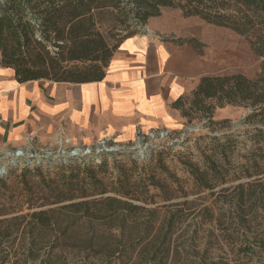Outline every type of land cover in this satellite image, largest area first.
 <instances>
[{
  "label": "rangeland",
  "instance_id": "rangeland-1",
  "mask_svg": "<svg viewBox=\"0 0 264 264\" xmlns=\"http://www.w3.org/2000/svg\"><path fill=\"white\" fill-rule=\"evenodd\" d=\"M143 32L151 43L168 50L170 62L186 68L185 99H189L198 79L203 76L239 74L255 78L264 59L255 53L246 36L198 16H184L177 8H162L158 16L147 20ZM211 104L210 115L193 112L191 117H185L179 110L180 116L175 114L174 121H160L156 127L132 134L107 135L92 142L64 141L32 144L18 150L0 149V167H3L0 176L9 177L6 186H0V264H39L40 259L36 257H28L23 263L30 241L28 231L32 220L29 214L32 211L55 210L58 225L62 227L70 223L65 220L68 210L64 206L106 196H116L144 208L127 216L126 232L136 231L148 221H152L155 232L171 213L174 214L168 233L169 256L163 259L167 264H183L186 261L183 251L188 249H192L190 256L200 258L202 255L208 264L210 261L215 264H264V148L257 147L264 142L255 144V139L248 136L256 127L264 130V124L257 122L261 121L259 117L251 118L250 106ZM214 136L222 141L229 136L233 143L226 145L228 162L226 171L222 170L225 175L207 188L194 182L185 162L201 167L203 153L210 152V138ZM74 150H78L77 155L70 156ZM151 154L154 159L150 164L143 161ZM159 156L160 165L156 162ZM103 160L105 165L101 171H105L106 182L115 181L122 167L129 178L153 173L163 188L149 185L145 192H139L138 199L107 191L56 202L53 195L45 200L46 190L34 184L30 190L23 186V175L30 181L47 176L54 178L60 172L68 176L70 170L61 169V164L76 161L81 166L85 163L95 167ZM143 163L146 165L144 172L141 171ZM36 167L40 169V176L25 172ZM130 193L136 194L134 190ZM148 210H153L152 216ZM77 222L74 236H85L88 222L85 218ZM49 233L53 232L36 239L39 245L35 253L38 255L48 252V244L53 239ZM148 240L135 239L134 255ZM53 253L61 264L83 262L78 248L68 246L67 242L60 244Z\"/></svg>",
  "mask_w": 264,
  "mask_h": 264
},
{
  "label": "trees",
  "instance_id": "trees-1",
  "mask_svg": "<svg viewBox=\"0 0 264 264\" xmlns=\"http://www.w3.org/2000/svg\"><path fill=\"white\" fill-rule=\"evenodd\" d=\"M162 8H177L184 16H198L208 23L232 29L246 36L255 53L264 58V0H0V64L11 68L18 82L45 79L83 83L101 80L118 45L126 38L143 33L147 20L158 16ZM184 99L176 100L173 107L185 117H191L193 112L210 115L213 109L211 102H215L219 106H250L251 118L259 117L261 121L257 122L264 124V59L255 78L239 74L203 76L189 99ZM186 103L188 105L184 107ZM248 136L255 139V144L264 142V130L261 128L256 127ZM210 143V152L203 153L201 167L185 162L194 182L207 188L225 175L222 172L226 171L228 162L226 145L232 144L233 139L225 136L222 141L214 136ZM257 147L261 150L264 144ZM153 159L154 154H151L143 161L150 164ZM156 162L161 164L160 156ZM104 165V160L95 167H88L85 163L81 166L74 161L61 164V169L70 170L68 176L60 172L54 178L47 176L36 181L26 179L25 175L21 178L24 187L30 190L34 184L46 190L45 200L53 195L56 202L107 191L138 199L139 192H145L149 185L163 188L153 173H140L129 178L122 167L115 181L106 182L105 171H101ZM145 167L143 163L142 172ZM39 170L36 167L25 172L40 176ZM8 178L0 176V186H6ZM30 179L33 180L32 177ZM131 190L136 194L130 193ZM63 208L68 210L69 219L66 214L65 220L70 223L62 227H59L53 209L35 210L29 214L32 220L28 231L30 241L23 263L28 257H36L40 259L39 264H61L53 251L67 242L82 254L81 264H115L119 261L120 264L127 261L130 264H167L163 259L169 256L168 233L173 213L155 232L152 221L144 222L136 231L126 232L127 216L144 210L143 207L116 196H106L99 200L70 203ZM148 211L152 216L153 210ZM84 218L88 222L87 234L74 236L73 232H77L74 226ZM48 232H53L49 233L53 239L43 257L35 253L39 245L36 239ZM148 237L151 238L148 240ZM135 239L148 242L134 255L132 244ZM190 250L183 251L186 256L183 264H208L202 255L200 258L196 253V257L190 256ZM209 264L215 263L210 261Z\"/></svg>",
  "mask_w": 264,
  "mask_h": 264
},
{
  "label": "crops",
  "instance_id": "crops-1",
  "mask_svg": "<svg viewBox=\"0 0 264 264\" xmlns=\"http://www.w3.org/2000/svg\"><path fill=\"white\" fill-rule=\"evenodd\" d=\"M143 34L118 45L98 81L18 82L0 64V149L92 142L174 121L186 68L170 62L168 50Z\"/></svg>",
  "mask_w": 264,
  "mask_h": 264
},
{
  "label": "water",
  "instance_id": "water-1",
  "mask_svg": "<svg viewBox=\"0 0 264 264\" xmlns=\"http://www.w3.org/2000/svg\"><path fill=\"white\" fill-rule=\"evenodd\" d=\"M77 153H78V150L71 151L70 156H75V155H77ZM18 154H20V153H18ZM2 170H3V167L2 168L0 167V174H2Z\"/></svg>",
  "mask_w": 264,
  "mask_h": 264
}]
</instances>
